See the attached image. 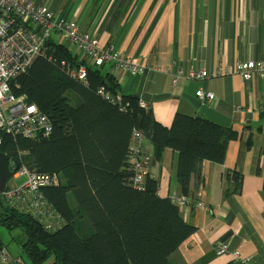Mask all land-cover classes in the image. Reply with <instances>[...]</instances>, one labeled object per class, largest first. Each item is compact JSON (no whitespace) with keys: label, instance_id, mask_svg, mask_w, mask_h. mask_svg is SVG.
<instances>
[{"label":"crops","instance_id":"crops-1","mask_svg":"<svg viewBox=\"0 0 264 264\" xmlns=\"http://www.w3.org/2000/svg\"><path fill=\"white\" fill-rule=\"evenodd\" d=\"M38 2L74 18L103 48L144 66V73L134 76L108 64L104 67L115 76L119 93L138 96L162 126L169 128L176 113L197 114L183 94L195 97L198 90L214 94L208 105L230 118L228 127L236 138L226 143L222 163L203 161L198 178H191L192 201L181 213L194 232L168 262L264 264V75L244 81L234 72L236 63L264 59V0ZM199 72H206V77L187 78ZM144 93L163 97L147 101L141 98ZM130 145L131 139L128 149ZM142 149L158 196H181L176 185L178 152L166 148L156 161L153 146L145 139ZM218 242L227 243L230 253L216 255ZM5 247L11 256L21 255L20 247L12 245L11 251ZM234 251L239 259L231 255Z\"/></svg>","mask_w":264,"mask_h":264},{"label":"trees","instance_id":"trees-1","mask_svg":"<svg viewBox=\"0 0 264 264\" xmlns=\"http://www.w3.org/2000/svg\"><path fill=\"white\" fill-rule=\"evenodd\" d=\"M45 47L55 63L36 58L10 88L47 115L52 134L16 142L2 135L0 152L30 172L60 175L59 186L41 192L64 225L55 232L44 231L37 220L0 201V227L21 232L14 241L26 264H169L168 257L194 228L171 199L158 196L150 176L143 191L130 186L127 159L132 133L138 131L152 144L156 161L166 148L178 152L176 185L183 197L189 196L191 178H198L203 161H224L226 143L236 133L180 113L169 128L164 127L150 109L138 106L136 95H123L122 112L97 94L99 88L120 90L105 64L79 61L67 46L51 39ZM61 61L84 66L87 84L68 77Z\"/></svg>","mask_w":264,"mask_h":264},{"label":"built area","instance_id":"built-area-1","mask_svg":"<svg viewBox=\"0 0 264 264\" xmlns=\"http://www.w3.org/2000/svg\"><path fill=\"white\" fill-rule=\"evenodd\" d=\"M52 40L55 44L65 45L78 60H88L91 65L101 66L110 63L114 68L121 69L125 74L137 75L145 71L136 60L128 59L112 48H103L98 39L88 32L81 30L76 20L62 14L54 13L50 9L39 6L32 0H0V147L2 135L9 136L14 142L18 139L33 140L49 137L52 134V125L46 114L42 113L37 105L26 100L24 96L12 93L10 83L15 78L26 74L33 61L45 58L55 63L54 58L47 53L45 42ZM68 77L82 84H87L86 68L82 65L71 67L60 62ZM228 68L225 73L228 74ZM234 72L242 80L249 81L264 75V59L248 60L235 64ZM206 72L190 73L188 79H202ZM16 87H18L16 85ZM106 101L119 107L123 112V95L106 92L103 88L97 90ZM195 98L200 102L209 104L214 94L210 91L198 90ZM138 106L146 109L141 99ZM143 136L135 131L131 135L128 170L131 172L130 186L143 191L145 180L149 177V158L143 153ZM23 156L22 151L18 152ZM18 167L14 160H10L11 177L25 181L19 186L6 187L0 193V201L5 202L19 213H25L37 220L47 232H55L62 228V218L56 214L50 203L43 196L41 189L59 186L62 183L59 174H46L30 172L22 163ZM151 177V176H150ZM171 201L183 210L192 201L189 197H171ZM196 206H201L196 203ZM216 255L230 253L227 243L214 245ZM232 256L239 259V252L234 251ZM243 262L245 260H242ZM0 262L13 264H26L21 256L13 257L6 248L0 245Z\"/></svg>","mask_w":264,"mask_h":264},{"label":"water","instance_id":"water-1","mask_svg":"<svg viewBox=\"0 0 264 264\" xmlns=\"http://www.w3.org/2000/svg\"><path fill=\"white\" fill-rule=\"evenodd\" d=\"M162 95L151 96L150 94L144 93L141 98L143 100H156L162 98ZM183 97L186 98L193 107L197 110L195 115L197 118H204L209 122L220 125L222 127H228L230 125V118L220 114L209 106L206 102H200L197 98L187 96L183 94ZM12 172L10 170V158L0 152V193H2L6 188V183L11 177Z\"/></svg>","mask_w":264,"mask_h":264},{"label":"rangeland","instance_id":"rangeland-1","mask_svg":"<svg viewBox=\"0 0 264 264\" xmlns=\"http://www.w3.org/2000/svg\"><path fill=\"white\" fill-rule=\"evenodd\" d=\"M38 1L41 0H32L33 3L40 5ZM55 12V11H54ZM57 13V12H56ZM25 181V177H20L19 179H14L13 177H10L9 180L6 183V187H13V186H19ZM4 204H6L4 202ZM1 208V207H0ZM21 237V232L19 230H8L4 227H0V241L3 243L4 246L9 247V250L11 251V246L15 245L16 248H18L19 244L17 245L14 242V239H19ZM12 238V240H11ZM15 248V247H14Z\"/></svg>","mask_w":264,"mask_h":264}]
</instances>
